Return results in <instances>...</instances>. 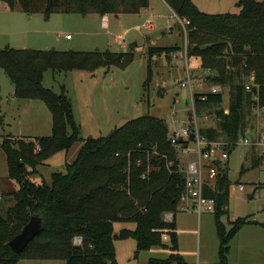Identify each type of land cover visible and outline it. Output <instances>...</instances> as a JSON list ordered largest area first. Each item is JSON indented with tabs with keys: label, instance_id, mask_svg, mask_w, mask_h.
<instances>
[{
	"label": "trees",
	"instance_id": "16d2710c",
	"mask_svg": "<svg viewBox=\"0 0 264 264\" xmlns=\"http://www.w3.org/2000/svg\"><path fill=\"white\" fill-rule=\"evenodd\" d=\"M190 24L188 59L198 62L202 70H211L207 82L221 87V92H196L197 115L213 117L217 128L206 121L200 132L210 141H237L246 136V112L258 95L264 106V0H239L240 14H207L193 0H164ZM11 10L19 8L26 15L53 14L137 15L150 7V0H0ZM182 32V30H181ZM180 46L151 47L148 57L149 75L154 56L173 54ZM135 49L129 52L107 50L58 51L34 49H0V69L14 86L19 100L45 103L52 114V135L19 141L2 142L1 153L7 158L9 179L20 186L18 191L0 196V264H19L25 259L61 260L67 264H119L116 241L134 239L135 259L154 247L170 251L165 260L151 259L148 264H188L179 252L175 222L165 221L168 212L178 213L186 178L178 158L179 150L168 141L170 127L164 119L151 115L129 120L103 138L80 137L73 103L64 86L61 93L44 87L45 74L74 71L94 73L100 68L125 69L135 60ZM253 78V80L251 79ZM253 81L255 88L246 90ZM229 92V107L222 89ZM205 98V100H203ZM204 120V119H203ZM71 130V133H70ZM83 142L78 157L64 171L53 173L51 184L32 182L28 176L49 158L69 151ZM257 154L255 150L249 151ZM251 155V154H250ZM255 156V155H254ZM251 156L253 168L264 163V157ZM219 175L207 185L205 195L217 202L215 212L220 239V262L228 264L230 243L246 225L264 224L239 218L226 230L221 221L229 213L231 181L228 163L216 164ZM245 168H242V173ZM4 197L13 204L4 208ZM43 220L41 233L20 254L9 247L31 218ZM132 223L134 229L115 233V224ZM83 245H74V238ZM168 236L170 243L164 242Z\"/></svg>",
	"mask_w": 264,
	"mask_h": 264
},
{
	"label": "rangeland",
	"instance_id": "374dc122",
	"mask_svg": "<svg viewBox=\"0 0 264 264\" xmlns=\"http://www.w3.org/2000/svg\"><path fill=\"white\" fill-rule=\"evenodd\" d=\"M237 2L238 0H231L226 3L223 10H215L214 13L240 14L241 8L238 7ZM205 3H210V0ZM163 12L167 16L171 15L167 8ZM91 18L77 14H55L49 21L41 15L33 22H29L26 14L19 8L13 11L0 2V49L7 47L31 49L32 47L39 50L55 49L58 51L62 49H65L64 51H97L99 49L101 52L107 50L129 52L132 48L135 49V60L125 69L112 67L100 68L94 73L63 72L56 74V77L53 71L46 72L44 87L56 93H61V87H65L67 95L72 100L75 120L80 128V137L83 139L107 137L129 120L146 115L160 119L167 116L170 130L182 124L188 125L192 119L195 103L189 90L181 86L186 75L187 60L184 52L188 45L186 37L184 35L183 39L175 35L169 37L168 20L164 18L155 21L154 30L156 32L154 33L134 28L145 22L136 15L122 17L120 21H115L113 18L108 28L102 26L100 16L97 21ZM169 22L173 24L175 20L171 19ZM130 28L131 30L126 33L125 31ZM42 29H48V35L38 32L43 31ZM174 30L179 32L181 28L178 25L173 27L171 32L173 33ZM161 31L166 32L165 36ZM60 32L70 34L74 38L73 41L66 42L62 39V44L56 42V36ZM147 36L161 47L180 46L183 48L181 52L170 57L154 56L151 61L150 75L148 57L150 48L154 46L129 44L135 41L144 44ZM118 37L124 38L126 47L118 41ZM47 45L54 46L44 49ZM137 47L139 48L136 50ZM188 64L196 82H203V92L209 91L213 84L207 82V77L213 72L202 70L195 60L188 59ZM160 89L162 93L159 95ZM222 90L224 103L219 109L227 110L229 92L225 88ZM13 92V84L5 72L0 69V117L6 118L5 122L0 123V143L4 141H11L13 144L19 141L29 143L32 140L26 137L51 136L52 114L45 103L36 100H17L15 96L13 97ZM253 100L254 103L246 112V135L247 130L260 128L259 122L264 120V110L259 105L256 94ZM214 111H211L212 115ZM205 113L204 117H208L206 126L217 128L218 122L212 115ZM203 119V116L198 114L199 126L203 125ZM259 130L260 134H264V130ZM82 147L83 142L80 141L75 143L69 151L57 153L40 165L38 171L28 178L37 184L43 181L51 184L52 174L62 172L68 164H72ZM245 153L248 161L251 160V156L260 157L259 154L246 152L242 147L234 148L230 155L227 162L231 181L229 213L221 218L227 231L231 229V222L239 218H247L249 221L264 224V167L256 169L246 167ZM178 158L181 164L186 165L195 158V155H183V152H180ZM244 165L246 169L242 173ZM205 175L207 177V172ZM240 185L244 187V192L238 193L237 189ZM18 187L20 188L17 182L9 179L6 154L2 152L0 196L16 191ZM256 187L258 191L254 190ZM252 194L254 198H251ZM4 200V208L13 204L11 198L4 197ZM176 224L179 230L180 251L188 264H217L219 262L220 239L215 213L203 212L200 217L197 214L177 213ZM134 228L135 225L132 223L115 224L116 233L122 229ZM164 241L169 243V237H164ZM116 248L117 259L121 264H148L151 259L165 260L169 255L168 251L158 246L141 252L135 259L137 243L134 239L116 241ZM227 259L228 264H264V227L253 224L243 229L241 234L231 241ZM19 264H67V262L25 259Z\"/></svg>",
	"mask_w": 264,
	"mask_h": 264
},
{
	"label": "built area",
	"instance_id": "2783aa9c",
	"mask_svg": "<svg viewBox=\"0 0 264 264\" xmlns=\"http://www.w3.org/2000/svg\"><path fill=\"white\" fill-rule=\"evenodd\" d=\"M182 29L181 34L188 38L187 26L190 24L185 19H181L175 12L171 16ZM155 28V22L152 19L146 20L140 29L151 31ZM173 27L168 29L171 32ZM66 39H72L69 34L65 36ZM120 43L125 40L121 37L118 38ZM186 75L181 83L183 88L189 90L190 95L194 98L196 91L203 92L204 84L202 81L196 82L194 75L191 73V69L188 64V50L187 45L185 48ZM253 80V78H251ZM246 85V90L251 91L255 88L253 81ZM209 92L219 93L221 87L218 85H212ZM257 98L258 95L256 94ZM205 100V98H203ZM259 100V99H258ZM264 110V106L262 107ZM204 121H208V117H204ZM168 141L171 146L179 152H183L187 155L194 154L195 160L189 161L183 168V172L186 178L185 189L181 198V203L178 207V212L194 213L199 216L203 212L215 213L217 209V202L214 198L207 197L205 195V188L209 183H213L218 175L217 163L225 164L229 161L230 155L234 148L242 147L245 150H255L260 157H264V134H256L253 136H241L237 141H210L203 136L200 132V126L198 121V115L195 107L192 114V119L188 125L176 126L173 130H170L168 135ZM186 146V148L184 147ZM207 172V177L205 173ZM238 193L244 192V187L240 185L237 189ZM175 213L168 212L165 214V221L168 223L174 222ZM74 245L81 247L83 245V238L77 236L74 238Z\"/></svg>",
	"mask_w": 264,
	"mask_h": 264
},
{
	"label": "crops",
	"instance_id": "0c3cea01",
	"mask_svg": "<svg viewBox=\"0 0 264 264\" xmlns=\"http://www.w3.org/2000/svg\"><path fill=\"white\" fill-rule=\"evenodd\" d=\"M206 1H209V0H193V2L195 3V5L202 11V12H204V13H207V14H226V13H214V11L215 10H223V8L224 7H226V3H228V2H231V0H210V3H205ZM233 1V0H232ZM239 1V0H238ZM200 2H202V3H200ZM237 4H238V2H237ZM167 8V10H169L170 11V13H171V15L169 16H167V15H165V13L163 12V10H165V8ZM212 9H214L213 11H212ZM217 12H221V11H217ZM173 13H174V11L168 6V4L164 1V0H154V1H152V0H150V7L148 8V9H146V10H143L140 14H137L136 16H138L139 17V19H141V20H148V19H152L154 22L156 21L157 22V20H161L162 18H164V19H167L168 20V28L167 29H169L170 27H176V26H178L179 24H177V22L175 21V22H173V24H170V20L171 19H173V18H171V16L173 15ZM53 15H55V14H53ZM53 15H51L48 19H46L47 21H49V19L51 18V17H53ZM27 16V20L29 21V22H33L34 20H36V18H39V16H41V14H35V15H26ZM125 16H129V17H133V16H135V15H119V16H113V15H106V16H104V17H102V16H100L101 17V23H102V26L103 27H105V28H108L111 24H110V21H111V19H115V21H120V20H122L123 18L122 17H125ZM90 17H92L91 19L93 20V21H97V19H98V17L99 16H97V15H92V16H90ZM41 19V18H40ZM91 20V21H92ZM174 20V19H173ZM127 21V20H126ZM140 26L141 25H138V26H135L134 28H137V29H139V30H141L140 29ZM181 28V27H180ZM155 29V28H154ZM151 30L150 31V33H154V32H156L155 30ZM43 31H38V32H42V33H45L46 35H48V33H49V31H48V29H42ZM131 30V28L130 29H128V30H126L125 32L126 33H128L129 31ZM182 30V29H181ZM181 30L179 31V32H176L175 30L173 31V33L172 32H169L168 31V35H169V37H172L173 35H175L176 37H179V38H181V39H183L182 38V34H181ZM161 33L165 36V33L166 32H164V31H161ZM68 34H64V33H58L57 34V36H56V42H58L59 44H62L61 43V41H62V39H64V40H66V42H71V41H73V37H72V39H66L65 38V36H67ZM119 38V37H118ZM121 38H123V37H121ZM124 39V38H123ZM129 44H138V45H142V46H145V47H148V46H157L158 44L156 43V41L155 40H153V39H151L150 37H146L145 38V43L144 44H140L138 41H135V42H132V43H129ZM128 44V45H129ZM50 46H54V45H50ZM50 46H46V47H44V49H48V48H50ZM124 47H126L125 46V42H124V45H123ZM128 47V46H127ZM158 47H161V46H159L158 45ZM139 47H137L136 48V50L138 49ZM143 48V47H142ZM31 49H34V50H39V49H35V48H32L31 47ZM67 49V48H66ZM65 49H62V51H64ZM97 50H99V49H97ZM126 50V49H125ZM70 51V50H69ZM75 51V50H74ZM54 77H56V75L54 76ZM45 80V79H44ZM46 88H48V87H46ZM13 97H14V92H13ZM15 99H17V98H15ZM18 100V99H17ZM28 105V104H27ZM30 105V104H29ZM3 117V122H5V117L4 116H2ZM264 121V120H263ZM263 121H261V122H259L260 123V128L259 127H257L256 129L254 128V129H249V130H247V136H253V135H256V134H260V130L259 129H261V130H264V122ZM2 122V123H3ZM253 128V127H252ZM24 137V136H23ZM26 138H30V139H34L33 137H26ZM1 144V143H0ZM248 150H246V152H247ZM185 153H183V155H184ZM187 155V154H186ZM190 155V154H189ZM191 155H194V154H191ZM245 157H246V167H249L250 166V168H253V162L251 161V160H247V156H246V153H245ZM196 159V156H195V158L193 159V160H195ZM181 163V162H180ZM181 166H183V167H185L186 165L185 164H181ZM245 169H246V167H245V165L243 166ZM262 167H264V166H262V165H260L259 166V168H262ZM254 169V168H253ZM245 172V171H244ZM209 184H211V185H214L213 183H209ZM257 188L258 187H256L254 190H256V191H258L257 190ZM19 190V187H18V189H16V191H18ZM13 192V191H12ZM254 193V192H253ZM251 198H254V195L252 194V196H251ZM178 213H184V212H178ZM187 214H194V213H187ZM176 216H177V213L175 214V216H174V222L176 223ZM200 217V216H199ZM177 225V224H176ZM250 225H253V224H250ZM247 226H249V225H246V226H244L239 232H238V234L237 235H240L241 234V232L243 231V229H245ZM177 231H178V233H179V230L177 229ZM115 233H116V231H115ZM116 234H118V233H116ZM236 235V236H237ZM235 236V237H236ZM168 237V236H167ZM235 239V238H234ZM165 242V241H164ZM178 242H179V238H178ZM166 243V242H165ZM169 243H170V241H169ZM169 243H166V244H169ZM180 245V244H179ZM166 251H168V250H166ZM145 252V251H144ZM169 252V255H168V257L170 256V251H168ZM179 252H180V254L182 255L183 253L180 251V247H179ZM135 258V257H134ZM116 259H117V248H116ZM159 260H161V259H159ZM117 261H118V259H117ZM219 262H220V259H219ZM218 262V263H219ZM118 263L119 264H121L119 261H118ZM217 263V264H218Z\"/></svg>",
	"mask_w": 264,
	"mask_h": 264
},
{
	"label": "water",
	"instance_id": "95a60500",
	"mask_svg": "<svg viewBox=\"0 0 264 264\" xmlns=\"http://www.w3.org/2000/svg\"><path fill=\"white\" fill-rule=\"evenodd\" d=\"M162 93V89L159 91V95ZM3 117H0V123L3 122ZM166 116L164 121H168ZM186 148V146H184ZM43 229V220L38 216L31 218L30 222L23 228V230L9 243V247L16 254H20L24 249L37 237Z\"/></svg>",
	"mask_w": 264,
	"mask_h": 264
}]
</instances>
